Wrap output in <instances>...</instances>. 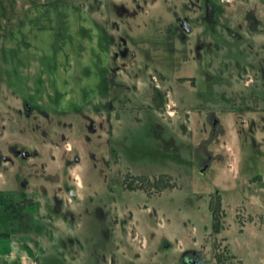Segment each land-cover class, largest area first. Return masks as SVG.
Listing matches in <instances>:
<instances>
[{
  "label": "rangeland",
  "instance_id": "374dc122",
  "mask_svg": "<svg viewBox=\"0 0 264 264\" xmlns=\"http://www.w3.org/2000/svg\"><path fill=\"white\" fill-rule=\"evenodd\" d=\"M234 213L264 215V0H0V264H238L214 222L264 259Z\"/></svg>",
  "mask_w": 264,
  "mask_h": 264
},
{
  "label": "crops",
  "instance_id": "0c3cea01",
  "mask_svg": "<svg viewBox=\"0 0 264 264\" xmlns=\"http://www.w3.org/2000/svg\"><path fill=\"white\" fill-rule=\"evenodd\" d=\"M203 168L199 169V172L202 171ZM234 220H237L238 223H239V227H238V233H242L244 231V227L246 224H255L254 227L251 231L252 233L250 234L251 235V238H255L257 236H259V229L260 227L264 224V215L262 213H260V217L259 219H257V217L253 216V215H247L246 217H243V215H240V213H234ZM253 220H256V222H254ZM229 223H225V227H223L222 229L221 228H218L217 232H222L224 233V235H222L224 237V242L226 243V248L228 250V254L230 256L231 259L235 260L238 264H245L247 262V259L248 258H251L252 256H257V252L256 251H252V252H249V253H246V255L244 254H241L238 252V250L240 249L238 245H234L230 242V240L227 239L228 237V228H229ZM259 230V231H258ZM217 232H214V233H217ZM135 238V237H134ZM246 242H242L240 244V247H242V249L245 250V248H247L248 250L251 251V249H249V246L246 247ZM194 263V262H193ZM33 264V262H32ZM37 264V263H36ZM254 264H264V259H262L261 256H258V259L256 260V262Z\"/></svg>",
  "mask_w": 264,
  "mask_h": 264
},
{
  "label": "flooded vegetation",
  "instance_id": "af4514ba",
  "mask_svg": "<svg viewBox=\"0 0 264 264\" xmlns=\"http://www.w3.org/2000/svg\"><path fill=\"white\" fill-rule=\"evenodd\" d=\"M256 22V21H255ZM178 23H179V27H180V29L183 31V32H189L190 31V24H189V22L187 21V20H185L184 18H181V19H179L178 20ZM260 73H261V71H260ZM159 96V94H158V92H157V95H156V97H157V99L159 98L158 97ZM261 115V114H260ZM216 125V119L213 117V118H211V127L212 128H214V126ZM19 150H15V152H18ZM208 157V156H207ZM204 166H205V164H203V166L201 167V168H204ZM202 172V171H201ZM139 178L140 177H127V182H124V184H125V187L126 188H128V187H130L129 189H131V190H133L134 188H132L133 187V185L136 183L137 184V182H138V180H139ZM125 180H126V178H125ZM73 195V194H72ZM211 226H212V224H211ZM184 261H185V263L186 264H193V262L194 261H192V260H187L186 259V256H184Z\"/></svg>",
  "mask_w": 264,
  "mask_h": 264
},
{
  "label": "trees",
  "instance_id": "16d2710c",
  "mask_svg": "<svg viewBox=\"0 0 264 264\" xmlns=\"http://www.w3.org/2000/svg\"><path fill=\"white\" fill-rule=\"evenodd\" d=\"M218 230V225L216 222H214V224L212 223V231L213 232H217ZM216 260H219L218 256H216Z\"/></svg>",
  "mask_w": 264,
  "mask_h": 264
},
{
  "label": "water",
  "instance_id": "95a60500",
  "mask_svg": "<svg viewBox=\"0 0 264 264\" xmlns=\"http://www.w3.org/2000/svg\"><path fill=\"white\" fill-rule=\"evenodd\" d=\"M193 264H197L196 262H194Z\"/></svg>",
  "mask_w": 264,
  "mask_h": 264
}]
</instances>
